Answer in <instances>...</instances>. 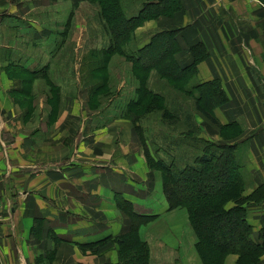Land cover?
Wrapping results in <instances>:
<instances>
[{"label":"crops","instance_id":"0c3cea01","mask_svg":"<svg viewBox=\"0 0 264 264\" xmlns=\"http://www.w3.org/2000/svg\"><path fill=\"white\" fill-rule=\"evenodd\" d=\"M70 1L76 8L86 2ZM180 1L177 11L135 29L137 47L154 34L175 31V58L187 66L190 48L203 45L206 55L195 66L196 79L220 84L228 100L215 108L217 121L243 122L242 133L232 141H250L246 168L253 182L244 192L248 194L264 184V33L259 30L260 21L264 30V18L258 12L252 16L259 0ZM58 2L0 0V20L14 19L33 30L22 38L9 34L0 43V264H118L115 240L131 229L128 211L154 217L145 224L160 233L163 223L177 228V219L186 213L179 207L167 210L161 175L150 167L131 119L99 123L80 84L73 92L63 89L52 96L46 79L52 81L50 58L62 46L70 21L54 33L31 16L55 10ZM244 10L251 11L250 17H244ZM76 16L71 26L79 35L73 33L71 42L84 39L85 19ZM24 40L41 48L19 52ZM53 41L57 44L52 46ZM32 72L36 77L29 82ZM196 120L202 118L197 114ZM203 135L226 139L211 124ZM251 204L247 220L257 234L264 228V199ZM174 238L172 232L167 248L193 251V232ZM261 259L264 264V254ZM235 261L236 255H227L225 264Z\"/></svg>","mask_w":264,"mask_h":264},{"label":"rangeland","instance_id":"374dc122","mask_svg":"<svg viewBox=\"0 0 264 264\" xmlns=\"http://www.w3.org/2000/svg\"><path fill=\"white\" fill-rule=\"evenodd\" d=\"M58 1L59 2L56 3L55 6H52L55 10H38V13L31 16V18L36 20L44 21V24H47L54 33H59L60 27L61 30H64L60 25L61 23L67 20L70 21H68V27L64 31L66 33L62 40V46L55 56L50 58L52 61L51 78L54 85L57 87V92H55L56 95L53 96L62 94L63 89L68 93L73 92V87L75 89L76 84L82 85V88L84 87L88 93L90 109L95 111L94 114L97 115L99 123H105L112 118H126V116L130 115L132 112V114L136 116V121H133L135 130L138 133L140 142L145 148V152L147 155L149 154L148 156L150 157L148 163L151 168L158 170L161 175V189L165 200L163 185L168 178V174L158 166L157 161L163 160L171 170L189 165L202 153L203 147L208 141L229 144L235 147V149L232 150L233 161L239 166L240 177L243 182L242 195L250 194L251 192L248 194L244 193L253 182V174L246 168L250 159V141H232L237 138L236 135L242 133L244 123L236 121L231 127H227V123L222 124L219 121L214 124L208 119L205 120L196 111L195 100L199 93L196 88L193 87L201 84L208 87L212 82V80L198 82L196 79L195 66L202 60L195 64L194 57L192 53H190L189 62H193V64L186 70L180 71V76H175L178 80L175 79L172 82L166 79V77H163L162 74H159L156 70H145L147 68L145 62L142 63L143 66H141L139 63H134L119 52L110 54L105 69L99 70L98 64L102 58L101 51L108 46L110 43L109 41L112 40V35L109 33L107 25L101 20L98 3L84 0L86 2L76 8L74 4L75 7L71 4L70 0ZM145 1L151 0H122V7L126 16L137 14ZM263 3L264 0H259V7L252 10V16L258 12L260 19L264 18V14H262L264 13ZM250 12V10H244V17H250ZM78 13H81L85 19L84 39H78V42H71L69 39L72 37L73 33H75L76 36L79 35L77 29L71 26L72 17L76 18ZM153 18L154 17H149L145 20ZM145 20H143L139 26ZM262 23L263 21H260L259 30L264 33ZM244 27H249V20H244ZM135 29L133 30L130 41L128 40L126 44V51H124V53L134 54V50L138 48V40H136L134 35ZM31 32H33V30H30L28 26L20 22L17 23L14 19L6 21L0 20V43L2 42V38L6 36L9 38V34H17L22 38L21 35ZM261 39H263V46L264 37ZM10 40L13 44V38ZM54 44L57 43L55 41L51 42L52 46ZM78 44H81V46L79 47ZM18 47L20 49L19 52H27L41 48L31 41L27 42V40L23 42L19 41ZM163 48L164 45H161L159 49L162 50ZM195 50L198 51V48ZM55 68H57V71ZM60 69L64 72L59 73L58 70ZM101 77L105 78L106 89L100 92L96 89L92 91V87L100 83ZM145 85L148 89H151L153 93L157 94V100L155 101H160L161 103L158 108L155 107L148 112H144L142 109L135 106V102L139 100L137 90ZM35 95L37 96L36 93ZM39 95L41 94L39 93ZM223 95L225 96V101L218 105H214L212 108H208V110L213 109L214 113L215 108L225 104L228 99L224 90ZM145 101L150 102L151 98L148 96ZM197 114L202 120H196ZM207 124L216 127L219 136L226 137V139L215 141L205 137L203 135V129L207 127ZM261 127L264 128V126ZM262 144L264 146V140ZM225 176L226 178H234V173H232L231 170V163L228 164L226 168ZM207 184L213 185L212 182H207ZM180 189L185 193L196 191L197 189L203 190L204 186L203 184H197L196 187L194 184L190 183L182 185ZM165 202L167 204V210L177 207L180 209L183 208L186 213V218H178L177 224L179 228L177 227L173 230L167 226L170 225V223H163L162 227H165V229L162 233L158 232L157 229H153L154 226L151 227L149 224H145L150 220L146 222L141 221L137 224L135 223L136 233L134 234L136 235V239L134 240L131 238L128 240L126 248L123 249L122 254L125 258L124 264H202L194 244L193 251L191 249L190 252L185 251L186 248L183 247L173 250L167 248L169 247L167 244L168 241H170L169 238H171L172 232L175 234L174 239H185L187 232L191 231L194 234V231L190 225L186 209L182 205L169 208L167 200ZM252 202L253 201L246 202L244 204L246 213L248 212V206ZM233 204L234 202L230 201L227 203V207L233 206ZM127 214L131 222H137V220L134 221L131 217L130 211H128ZM153 218L154 217H151V219ZM202 227L209 240H212L216 244H242V242L239 241V223L234 216L228 218L213 214L208 215L202 222ZM127 233L128 231L125 232V234ZM151 243H155L154 247H152ZM231 254L236 255L234 253L228 255ZM226 257L224 259V264ZM261 257L260 260L262 261Z\"/></svg>","mask_w":264,"mask_h":264},{"label":"trees","instance_id":"16d2710c","mask_svg":"<svg viewBox=\"0 0 264 264\" xmlns=\"http://www.w3.org/2000/svg\"><path fill=\"white\" fill-rule=\"evenodd\" d=\"M93 3H98L100 7L101 20L107 25L109 33L112 35L108 46L101 49L102 58L98 64V69H105L107 60L110 54L122 53L126 58L132 60L134 63H146V69L156 70L163 77L170 80L177 79L175 76H180V71L186 70L187 66H181L176 60L174 54L176 53L177 41L175 39V31L161 32L154 34L150 41L142 47L136 48L134 54L124 53L125 47L130 41L133 30L139 24L149 18L158 15H170L181 8L180 0H151L145 1L137 14L133 16H126L122 7V0H86ZM149 11V12H148ZM65 31V30H64ZM62 32L65 36L66 32ZM164 48L160 50V46ZM198 48V51L195 49ZM159 49V51H158ZM191 53L194 57V63L202 60L205 55V49L201 43L195 44L191 47ZM170 54V57H169ZM99 60V58H98ZM179 71V72H178ZM28 78L30 82L33 77H36L33 72ZM42 73L41 76H44ZM180 78V77H179ZM50 83V92L56 95L57 87L54 82L46 77ZM208 83V82H207ZM204 84V83H203ZM140 87V86H139ZM199 95L195 100L196 111L205 119L210 120L216 124L217 120L212 108L225 101L223 90L220 84L212 81L210 85L203 86L202 84L196 87ZM102 91L106 89L105 78H100V83L92 87L93 90ZM24 95L29 91L23 89ZM137 95L139 100L135 102V106L142 109L144 112L151 111L155 107L161 105L157 100V94L153 93L147 86L138 88ZM150 97L151 101L146 102V97ZM126 118L136 121V116L131 114ZM233 122L226 126H233ZM235 147L229 144H222L216 142H206L203 151L198 155L194 162L171 170L163 160H158V166L168 174V178L163 185V192L169 204V208L182 205L187 213L190 225L195 235V249L200 256L202 264H224L225 257L234 253L237 255L236 264H261L260 257L264 253V228L259 232L253 231L252 225L247 220L246 202H260L264 199V184L257 186L250 194L242 195L243 182L240 177L239 166L233 161V153ZM147 155V153H146ZM149 155V154H148ZM147 155V159L150 160ZM231 161V162H230ZM231 163V170L234 173V178H226L225 171L228 164ZM212 182L213 185L207 184ZM203 184V190H196L190 192H183L180 187L186 184ZM233 201V206H228L227 203ZM216 215L221 217L234 216L239 223L240 245H221L209 240L203 227L202 222L208 215ZM131 217L137 222H132V228L127 234L116 238L118 249V264H124L123 249L126 248L127 241L133 238L136 239L135 228L138 222H146L151 219L150 216H141L131 211ZM136 223V224H135ZM143 243V242H142ZM144 244V243H143ZM145 245V244H144Z\"/></svg>","mask_w":264,"mask_h":264},{"label":"built area","instance_id":"2783aa9c","mask_svg":"<svg viewBox=\"0 0 264 264\" xmlns=\"http://www.w3.org/2000/svg\"><path fill=\"white\" fill-rule=\"evenodd\" d=\"M2 219V205L0 203V220Z\"/></svg>","mask_w":264,"mask_h":264}]
</instances>
